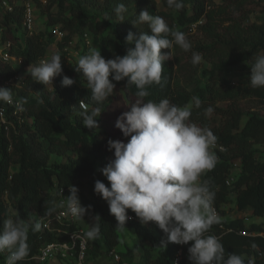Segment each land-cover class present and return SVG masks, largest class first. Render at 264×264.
Listing matches in <instances>:
<instances>
[{
  "label": "trees",
  "instance_id": "16d2710c",
  "mask_svg": "<svg viewBox=\"0 0 264 264\" xmlns=\"http://www.w3.org/2000/svg\"><path fill=\"white\" fill-rule=\"evenodd\" d=\"M14 9L2 12L0 24L4 27V37L10 36L13 45L10 53L17 59L4 61L0 58V86L11 88L14 100L25 101L23 112H18L12 105L6 104L7 127L0 131V230L4 220L20 216L31 224L41 217H49L46 207L55 205L59 199V187L75 185L79 189L82 205L91 209L84 219H78L64 225L68 230H88L92 226V217L99 216L100 235L95 240H88L87 262L97 264L94 257L116 250L121 254V264H192L189 260L187 245L167 242L166 234L155 222L141 223L132 210H128L127 225L137 236L138 245L119 250L120 231L114 215L110 214L109 204L94 191L96 180L103 181L110 187V182L100 178L95 169L97 161L108 164L114 159V150L108 149V140L120 139L125 143L130 137H124L122 131L113 128L110 115L116 113L121 102L111 96L98 105L101 115L97 118L99 128L94 132L83 127L78 115L81 104L89 111L97 107L91 100L87 81L74 70L78 59L88 54L87 45H81L84 34L91 39H98L96 51L106 59L116 55L123 56L134 44L126 42L129 31L139 35L148 31L146 24L134 25L137 15L147 9L150 14L152 0H33L46 15L44 32L36 31L28 35L23 28L24 6L22 0H11ZM263 4L264 0H258ZM123 3L128 11L124 21H118L114 9ZM248 0H184V8L175 10L161 0L162 8L154 13L165 19L175 30L188 35L194 24L203 21L198 28L204 30L210 43L194 44L190 51L179 46L171 50L172 58L165 61L163 86H149L150 96L144 98L159 102L167 98L172 103L183 106L192 97H199L200 109L193 108L191 122L201 127L210 128L217 136L213 151L217 163L213 170L206 173L202 180L210 181V188L215 192L214 208L221 211L230 201V194L236 193V206L240 212L251 210L257 217L264 216V116L253 112L244 121L245 112L240 100L256 97L264 101V88H252L248 81L251 64L258 55H264V21L250 22ZM63 33L62 37L57 32ZM20 32V33H18ZM79 43V44H78ZM78 52L76 61L71 66H63V72L54 78L51 87L32 80L28 74L21 86L5 85L6 81L19 75L17 64L22 67L34 66L47 58L53 50L67 53L71 47ZM91 45V44H90ZM68 47V50H66ZM198 53L212 66L202 68V63L192 64V54ZM15 62V63H14ZM236 67L244 73L243 80H235L232 70ZM67 75L76 82L63 86V76ZM111 79V77H110ZM114 92L123 91L130 104L137 99L135 85H127V78L113 81ZM116 95V94H115ZM227 103L226 106L219 105ZM211 106L212 113L206 116L204 110ZM64 157L65 161H54L52 156ZM231 180L228 184L227 181ZM86 189H89L87 192ZM47 202V203H46ZM214 224L208 235L217 237L225 247V255L230 253L251 259L254 264H264V225L252 222L247 225L241 214L237 218L220 219ZM62 234L43 231L28 234L29 254L18 264H55L41 261L35 256L44 244L62 241ZM256 245L255 248L252 246ZM136 250L140 251L137 258ZM5 254H0V259ZM111 257V256H110ZM112 258V257H111Z\"/></svg>",
  "mask_w": 264,
  "mask_h": 264
},
{
  "label": "clouds",
  "instance_id": "9594fccd",
  "mask_svg": "<svg viewBox=\"0 0 264 264\" xmlns=\"http://www.w3.org/2000/svg\"><path fill=\"white\" fill-rule=\"evenodd\" d=\"M166 3L175 10L185 6L184 0H166ZM114 11L118 21L126 20L128 9L123 3ZM131 22L136 26L146 24L151 34L142 31L137 35L129 31L125 39L134 47L125 55L106 59L101 51L90 50L74 65V70L86 79L91 100L97 105L89 111L81 104L83 110L78 113L83 127L93 132L99 128L97 118L102 112L98 105L114 94L116 85L113 81L127 78V85L137 88V99L130 104V110L123 112L115 122L123 136L130 139L127 143L120 139L108 140V149L114 150L115 158L101 171L110 187L98 179L94 191L107 201L110 214L114 215L120 228H124L131 218L128 215L130 209L141 223L155 222L166 234L167 242L179 245L192 242L188 248L192 264H254L240 254L230 253L226 257L223 243L207 234L214 224L221 222L214 208L215 192L211 190L209 180H202L217 163L213 149L218 138L210 128L190 120L192 109L202 107L200 98L192 97L183 106L167 98L159 102L144 100L151 94L149 86L166 83L163 64L173 56L171 51L162 53L161 50H171L175 45L187 52L192 48L191 42L185 33L175 30L163 17L150 14L147 9ZM201 60L200 54H192L194 66ZM250 66V86L264 88V55H258ZM62 72L59 52H52L49 59L40 60L35 66L31 64L27 69L33 81L45 86L53 84L54 78ZM75 82L73 78L63 76V86ZM0 102L12 105L18 112L25 110V101L14 100L9 87L0 86ZM212 111L209 106L204 113L209 116ZM69 189L70 195L60 207H66L73 219H84L92 206L82 205L75 185H69ZM55 211L54 204L46 207V214ZM99 218L98 215L91 218L92 226L84 234L86 239L99 237ZM30 230L39 232L41 223L36 220L29 224L20 216L4 220L0 230V254H8L6 264H18L28 256Z\"/></svg>",
  "mask_w": 264,
  "mask_h": 264
},
{
  "label": "rangeland",
  "instance_id": "374dc122",
  "mask_svg": "<svg viewBox=\"0 0 264 264\" xmlns=\"http://www.w3.org/2000/svg\"><path fill=\"white\" fill-rule=\"evenodd\" d=\"M217 2H220V0H216ZM152 9H151V13L154 15V13L156 11H158L159 9L162 8V4H161V0H152ZM43 6L46 5V1L44 0V2H42ZM263 4L259 3L258 0H248L247 3V8L250 12V22H256V23H261L264 21V10H263ZM46 20L47 17L46 15L42 12L41 7L38 6L37 11H36V30L40 31V32H44L47 30L46 27ZM203 23V21H200L198 24H194V29L193 31L188 35V40L191 42L192 48L194 46V44L196 43H204V44H208L210 43V40L208 39V37L205 35L204 30L198 28V25H201ZM20 33V32H18ZM79 44V43H78ZM91 45H87L84 40L81 41V47L83 45H87L89 47L85 48V51L89 53L90 50H96L97 46H98V39H91ZM76 44H74L71 49H69L67 51V53H60L62 56V67L63 66H71L75 61L76 58L78 57V54H76V51L73 49L74 46ZM53 52H57V50H53ZM52 54V53H51ZM51 54L46 58L49 59ZM192 56V55H191ZM15 63V62H14ZM202 63V67L200 69V72L198 74V77L201 78V71L202 68H209L212 66V64L205 60L202 57L201 60ZM17 68L19 70V75L13 79L12 81L6 83L5 85H14V86H21L22 85V81L24 80V78L28 75L27 73V69L28 67H22L20 64H17ZM233 74H234V79L235 80H243L244 79V73H241L240 71H238V69H236V67L232 70ZM49 87H51V84H48ZM115 90V89H114ZM116 94V95H115ZM113 96L117 97L121 104L119 106V108L117 109L116 113L114 114H109L110 115V121L112 122V126L113 128H117L115 126V122L117 120V118L125 111L130 110L129 108V104L128 101L123 93V91H116L114 92ZM241 106L243 107V110L245 112V117H244V121L247 119V117L252 114L253 112H258L261 115L264 116V101L256 98V97H245L243 99L240 100ZM219 105L221 106H226L227 103H220ZM214 113H211V116H213ZM52 160L54 161H65L64 157H58L53 155L52 156ZM107 164L104 161H97L95 163V169L97 171V173L99 174L100 178L102 179H106L107 178L103 175L101 169L103 167H105ZM108 181V180H107ZM109 182V181H108ZM86 191L88 192L89 189H86ZM230 201L228 202V204L223 205L221 207L222 212L217 210V214L220 217V219H234L237 218L239 214H241L244 218V221L246 222L247 225L251 224L252 222H257V223H261L264 225V216L263 217H257L254 216L252 214V211L249 209L247 211H243L240 212L237 209L236 206V193H232L229 196ZM128 221H126V226L120 231V246L118 247L119 250H125L126 248L132 247L134 248L135 245H138V239L136 236L135 231L129 227L127 225ZM85 229L89 230L90 226H86ZM135 249V248H134ZM136 256L137 258L140 255V251L136 250ZM94 261L97 264H114L115 262L113 261V258H111L108 254H102L99 257H94Z\"/></svg>",
  "mask_w": 264,
  "mask_h": 264
},
{
  "label": "built area",
  "instance_id": "2783aa9c",
  "mask_svg": "<svg viewBox=\"0 0 264 264\" xmlns=\"http://www.w3.org/2000/svg\"><path fill=\"white\" fill-rule=\"evenodd\" d=\"M24 6V13L22 18V25L24 30L28 35H32L36 30V11L37 6L33 0H22ZM14 9V5L11 0H0V15L2 12H11ZM57 36L60 38L63 36L61 31L56 30ZM5 33L4 27L0 24V58L4 61H15L17 57L10 53V48L13 45V40L10 36L4 37ZM84 42L87 45L91 43V37L88 33L84 34ZM68 50V47H66ZM76 54L78 52L76 51ZM46 59V58H45ZM44 60V59H43ZM17 77V76H16ZM15 77V78H16ZM13 78V79H15ZM10 79L6 81V83L12 81ZM7 109L8 106L6 104H0V131L1 127H7ZM230 179L227 183H230ZM59 199L57 201V209L56 211L49 217H41L39 222L41 223V229L43 231H47L50 233L62 234L65 232L66 238L62 241H51L40 247L35 258L41 261H51L55 264H92L87 262L88 256V239L84 236L83 230L71 229L68 230L64 227L69 223L76 221L77 219H73L65 208H61V203L66 202V196L70 195V189L68 186H60L59 187ZM216 210V209H215ZM218 211L216 210V213ZM218 215V214H217ZM130 219H132V216ZM2 259H0V264H6L7 253H4ZM264 255L263 253H260ZM109 256L113 258L114 264H121V254L112 250L109 253ZM174 264H179V258L175 259Z\"/></svg>",
  "mask_w": 264,
  "mask_h": 264
}]
</instances>
